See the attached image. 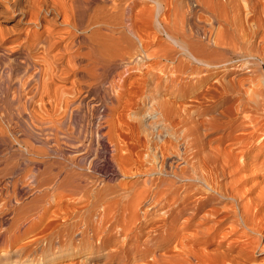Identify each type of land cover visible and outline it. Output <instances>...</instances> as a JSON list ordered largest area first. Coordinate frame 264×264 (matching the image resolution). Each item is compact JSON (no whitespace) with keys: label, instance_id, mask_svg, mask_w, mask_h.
<instances>
[{"label":"bare ground","instance_id":"bare-ground-1","mask_svg":"<svg viewBox=\"0 0 264 264\" xmlns=\"http://www.w3.org/2000/svg\"><path fill=\"white\" fill-rule=\"evenodd\" d=\"M151 1L154 3L151 12L157 25L155 27L165 33L166 39L173 43L164 53L161 52L163 53L161 56L165 60L180 59L181 62L172 68L164 65L152 66V70L158 72H148L144 78L129 81L130 87H128L127 78L132 76V73L143 71L145 67L143 64L136 66L131 63L136 56L146 50L143 48L149 43L147 45L144 42L143 47L140 34L135 33L139 32L137 31L139 28L135 27L134 30L131 22L129 23L128 7L124 5L126 2L122 3L123 0H0V92L14 89L13 95L18 97H15L13 102L18 99L19 105L18 103L15 105L19 112H22L23 106L26 105V103L21 104V96H27L28 102L35 101L38 109L32 111L31 122H34V127L37 126L38 129L48 133L51 141H54L53 145L55 142L57 144L63 142L69 144L74 151L88 147L91 141L87 143L83 134L84 127L76 124L70 126L73 119L81 115L84 106L91 107V110L97 109L89 101L94 98L93 95L98 94L113 100L112 104L106 105L101 121L99 124L96 123L98 126L96 125L95 132L99 134L101 140L105 137L102 131L105 127L103 123L110 127L111 134L105 142L111 145L108 165L113 166L112 173L99 177L84 174L85 172L66 171L65 175L58 173L47 177L46 169L40 170L35 166V173L33 170L32 174L15 175L14 179L9 181V185L14 188L13 196L21 198L30 192L31 188L40 191L43 186L49 187L51 196L44 200V203H42L43 197H36L27 204V206L32 204L39 206V216L47 211L48 206L58 204L52 202L55 199L59 202L67 197H78L71 205L68 202V205L75 208L91 206L90 209H86V216L82 219L86 229H92L99 234L98 236L110 235L114 227L121 229L118 231L123 235H121L124 241L123 244V241L121 242L122 248L110 251L123 253L121 257L123 260L130 259L132 253L141 252L139 260L132 259V264H198L200 258L204 256H213L215 264H251L249 257L251 253L261 245L264 249V242L262 243L264 186H260L256 193L249 196L246 192H253L259 187L260 182L256 180L248 182L243 180V177L249 175L255 178L254 175L257 176L255 172L264 170V81L255 78L253 74L260 62L264 64V0ZM183 1L188 2L186 7L178 6L176 3ZM193 1L200 7L198 10L192 7ZM170 3L174 4L173 7L168 5ZM147 10L149 13V9L140 10L141 13L144 11L142 16L146 15ZM165 13L173 16L174 20L186 18V21L191 17L193 19L200 17L204 13L208 21L207 28L203 29L205 43L202 41L200 43L197 38L202 34L201 27L195 31L196 39H192V31L187 34L176 22L171 23L172 25L165 24L166 19L162 16ZM134 15L135 19L137 14ZM146 18L141 21H146ZM8 22L13 24L8 26L6 25ZM188 23L187 25L190 24ZM144 26V28L148 27L145 24ZM145 33L147 34V31H144ZM152 36L150 35L151 38ZM133 38L137 40V44ZM11 43H18L19 47L14 48L15 45L10 47ZM244 73L245 77H237ZM230 75L234 76L228 79ZM69 79H72L71 82ZM67 80L71 83V87L64 89L60 83ZM248 84L250 85L247 86ZM129 92L137 98V101L133 102L129 98L123 102L120 109L122 96ZM167 94L172 97L171 101L159 98L160 95ZM88 97L92 98L87 100ZM185 97L192 100L177 103L178 99ZM205 102L208 104L204 105ZM147 104L150 105V110L143 112L142 116L147 118L148 115H156L157 118L149 123L152 126H156L157 122L163 124L162 127L158 125L157 135L162 138L166 130L170 132V136L182 140L185 155L178 153L175 142L162 138L163 141L156 144V147L152 145L155 147V152L160 153L159 163L153 164L150 160L138 162L140 170L158 175H150L148 179L128 185L119 180V177L128 176L124 174L132 171L137 159H134L132 148L124 140L123 134L117 131L116 126L119 121L130 126L124 117H127L132 110ZM193 106L197 108L194 109ZM194 111L198 115L208 113L210 117L194 122L192 120ZM236 115H243L248 119L238 122L240 119L237 120ZM85 116L83 115L82 118ZM15 117L17 116H14V120ZM11 119H13L12 115ZM23 120L25 118L22 121L20 119V122ZM26 124L22 125L29 128L30 125L26 127ZM36 128L34 130H37ZM28 130L33 129L31 130L30 127ZM34 130L33 133L37 135V131ZM215 131H222L223 134L218 136L217 144L206 148L207 143H204L206 139L202 140L201 134L208 135ZM132 132L135 136L134 127ZM3 136L4 132L1 128L0 138ZM101 141L104 143L103 140ZM225 141L227 145L224 146ZM25 151L28 154L33 153L26 148ZM173 154L178 155L177 160L180 161L177 162L178 164L185 165L173 166L172 160L171 162L169 160ZM75 158H69L72 165L84 169V166L74 163ZM43 161L36 160V163ZM4 171L5 169L0 166V185L5 176ZM227 174L231 178L224 180ZM108 180H118L115 185L116 190L109 191L110 188L96 190L99 186H104ZM246 186L248 188H245ZM119 189L123 192L117 194ZM114 194L118 197L115 198ZM119 206L121 211H114ZM142 207V216H139L138 209ZM16 210L20 211L21 208ZM221 212L235 216V219L231 216L233 220L229 222L228 230L219 227L226 217H222L223 220L218 219L212 225L209 224L210 226L207 225L208 220L215 219ZM185 215L187 217L182 220ZM136 227L138 233L132 234ZM239 230L242 234H237L236 239L225 245L226 236L234 235ZM95 235L94 237L97 236ZM117 237V235L109 237L107 240L105 238V246L106 243L117 246L116 244L119 243ZM140 241L144 246L143 249H140ZM215 241V248L210 255L206 252L205 245L214 244ZM156 242H159L160 246L152 248ZM128 243L129 248L125 249L124 246Z\"/></svg>","mask_w":264,"mask_h":264},{"label":"rangeland","instance_id":"rangeland-1","mask_svg":"<svg viewBox=\"0 0 264 264\" xmlns=\"http://www.w3.org/2000/svg\"><path fill=\"white\" fill-rule=\"evenodd\" d=\"M114 1H119V0H114ZM122 3H125L124 5L126 7H128L127 11L129 13H127V14H128L129 19H130L129 23L131 22L132 26L134 27V30H135V27L139 28L137 30L139 32H135V33H136V35L140 34L141 40L143 41V43H142L143 47L145 46L144 42H146L147 45L149 43L148 46L143 48L146 50L145 51L143 50L144 52H141L142 53V54L140 53L141 55L139 54L138 56H136L131 63L132 65H136V66H140L143 64V65H145V67H143V71H141L139 73L135 72V74L132 73V76L127 78L126 82H127L128 87H130L129 86L130 82H132L136 78H144L147 76L146 73H148V72H158L156 70H152V66L158 65L161 67L162 65H164V66H167L168 68H172L175 65H177L178 63H180L181 61H179L180 59H175V61H169V60H165L161 56L165 52V49H167V47L171 46V44H173V43L166 39L165 33L161 32L158 28H156L157 25H156V23H154L155 18H154L153 13L151 12V10L154 7V3L151 0H132V1L128 0V2H127V0H123ZM176 3L178 6H181V7H186L188 5V2H186V1H183L182 3H179V4H178V2H176ZM127 4H128V6H127ZM129 4H130V6H129ZM168 5L173 7L174 4L170 3ZM191 5H192V7H195V9H197V10L200 8L198 5H196L195 1H193V3H191ZM146 9H149L151 13L150 12L148 13V10H147V11H145L146 15L142 16L144 14V11H142V13H143L142 14L140 10H146ZM130 11H131V13H130ZM137 12H140L141 14H139ZM135 13L137 14L136 16L138 17V18L135 17L136 20L134 19ZM140 15H141V17H139ZM146 16H147V18H146ZM162 16L166 19V21H164L165 24L167 23L168 25H172L174 22H176L179 26H181V28H183L187 32V34H189V32L192 31V39H196L195 31L197 30L198 27H201L200 32L202 34L200 37H197V38H198L200 43H201V41H202V43H205V41H204L205 39L203 36V32H204L203 29L207 28L208 21H207L206 15L204 13H202V15L200 17L199 16L194 17V19L192 17L188 18L187 21H186V18L185 19L176 18L174 20L173 16H171L168 13H165ZM142 17L144 19L146 18L149 21V23L147 20L141 21L143 19ZM150 17H152L153 19L152 18L150 19ZM137 19L138 20L140 19V20L137 21ZM160 19L163 22V19L161 16H160ZM140 21H141V23H140ZM187 22H189L190 24L188 23L189 25H187ZM11 24H13V22L6 23V25H8V26ZM144 24L148 27L144 28L145 27ZM144 31H147V34L146 33L144 34ZM198 31H199V29H198ZM149 32H150V34H149ZM141 33H142V36H141ZM148 34H149V36H148ZM150 35H153L152 38L150 37ZM143 37H145V39ZM133 39L137 44V40L135 38H133ZM11 45H10V47H13L14 45H15L14 48L19 47L18 43H13V44L11 43ZM151 45H153V46H151ZM152 47H154V48H152ZM174 47H176V46H174ZM147 51H148V53H147ZM154 51L155 52L157 51V52L155 53ZM161 52H163V53H161ZM149 55H151V56H149ZM152 56H154V57H152ZM180 58H181V55H180ZM260 63L261 64L258 65L256 67V69H254L253 74H254L255 78H258V79L264 81V64L262 62H260ZM232 76H234V75H230L227 78L229 79ZM245 76H246V74L244 73V74H239L237 77L239 78V77H245ZM214 77L215 76H213V78ZM262 77H263V79H262ZM69 80H67L68 82L66 81V82L60 83L62 88H64V87L70 88L71 87L70 82L72 79L70 80V82H69ZM249 85L250 84H248L247 86H249ZM252 85H254V84H252ZM247 86H246V88H247ZM10 91H13V92H10ZM13 94H14V89L9 90L8 92L7 91L6 92H0V96H1L0 97V99H1L0 106L2 105L0 108L1 109L0 112L2 113V115L0 116V119H1L0 120V127L2 128V130L4 132V136H5V137L3 136L0 138V166L5 169V171H4L5 176H4V179L0 185V207H2V209H0V264H132L133 260H139L138 257H139V255H141L140 254L141 252L138 254L132 253L131 255H133V256H130L129 257L130 259L123 260V259H121L123 253L116 252V251H110L111 249L119 250L122 248V244L124 243V241L122 238L123 235L121 233H119V231H118V230H121L120 228H118V227L117 228L114 227L115 229L112 228L111 234H110L111 236L105 235L106 237L104 235L98 236L99 234L96 232H93L92 229H90V230L86 229L84 220H82V219L85 218V216H86V209H90L91 206L88 205L87 207L82 206V207H77V208H75L74 206H69V205H71L72 202H74V199L76 198L75 200H77L78 197H75V198L74 197H72V198L67 197L68 199L64 198V199L60 200L59 202L57 201V199H55L56 201L53 200L52 202L53 203L57 202L58 206L57 205L48 206L47 211L42 216H39L40 207L34 206L33 204L31 206H27V204L30 201H32V199H34L36 197H43L42 203H44L45 202L44 200L49 199L51 196L50 188L43 186V187H41L42 189L40 191L39 190L35 191L36 190L35 188H31L30 192L25 194L23 197L19 198L18 196L17 197L13 196L14 195V188H12L13 187L12 185H9V181L13 180L15 175L32 174L33 170H34L33 173H35L36 172L35 166L39 167L40 170L46 169L48 175H45V176H47V177L51 176V175H56L58 173H60L59 175H63V174L65 175L66 171L74 172V173H77V172L84 173L85 172L84 174L97 175L99 177L102 175H106V174L108 175V174L112 173L114 171L113 166L108 165L109 160H110L111 145L109 143H107V141L105 142V139L109 137V134H111V132H109L110 127H108L105 122L103 123V125L105 124L104 125L105 127L103 128L102 131L105 133V137L101 138V140H103L104 143L100 140L99 134H97L95 132H96V125L98 126L99 122L101 121L102 115L105 112L106 105L112 104L113 100L111 98H106V97H103L102 95H98V94L93 95L92 96V97H94L93 99H91L92 97H88L87 100L91 99L89 101H91L93 103V105H95L94 107H97V109L91 110V107L87 108V106H84L82 109L81 115L74 118L73 123L70 126L73 127L76 125H78V126L82 125L84 127V130H83L84 137L86 138L87 143L90 140L91 144H89L88 147L83 148L79 151H74L72 148H70L69 144H66L63 142H61L60 144H57L55 142L53 145L52 142H54V141H51L48 133H45L44 130L38 129L39 127H37V126H36L37 128L34 127L35 126L34 122L33 123L31 122L32 111H34L35 109H38V106H36L37 103H35V101H34V103H33V101L28 102L27 96H25V95L21 96L20 97L21 98L20 99L21 104L24 105L26 103V105L23 106V108L21 110L22 112H19L16 109L17 105H15L17 103L19 105L18 99H17V101L13 102L14 98L18 97V96H14ZM11 97H12V99H11ZM129 98H131V100L133 102L137 101L136 100L137 98L134 95L130 94V92L127 93L126 95L124 94L121 98L120 109H122L123 102L127 101ZM159 98L161 100H168V101L172 100V97H170L168 94L167 95H160ZM190 100H192V98L190 99L188 97H185V98L178 99L177 103L188 102ZM94 101H95V103H94ZM207 104H208V102H205L204 105H207ZM24 108H25V110H24ZM85 108H87V109H85ZM191 108H192V106H191ZM193 108L196 109L197 107L193 106ZM10 109L13 111H11ZM2 110H4V111H2ZM15 110H17V111H15ZM149 110H150V105H148V104L143 105L139 109L132 110V112H130V114H128L129 117L128 116L124 117V120H127L130 123V126L127 124L125 125V122H121V121L117 122V126H116L117 131L121 135L123 134L122 136H124V140L132 148V151L134 154V159H137L136 160L137 163L134 165L135 167L132 168V171L129 172L128 174L127 173L124 174V175H128V176L119 177V180H121L122 182H124L128 185L133 184L134 182H138V181H141L144 179H148L150 177V175H158V174H148L147 172L140 170L141 167L138 165V162L139 161L146 162L147 160H150V161H153V164H155V163L158 164L161 157H160L159 152H155L156 151L155 147H156V144L163 141L162 138L170 139L172 142H175L178 153H180L181 155H185V153H184L185 152L184 151L185 146H184L183 142L181 143L182 140L177 139V138L175 139V137L170 136L169 135L170 132L169 131L167 132L166 130H165L162 138L159 135H157V131L159 129V126L162 127L163 124L157 122L156 126H152L149 123V122H152L153 120H155L157 118L156 115H154V116L148 115L147 118L142 116L143 112L149 111ZM196 111H194V113H192V115H193L192 120H194V122L196 120H197L196 122L202 121V120L208 119L210 117V114H208V113H204V114L202 113V114H199L200 115L199 116ZM5 112H8V113L6 114ZM234 112H236V111H234ZM17 113H20V115ZM21 113H22V115H21ZM25 113H27L28 115H25ZM251 113H252V111L249 113V115ZM11 115H12L13 119H11ZM13 115L17 116V117H15L17 119V120L15 119L17 122L14 120ZM83 115L84 116L86 115V116L84 118H82ZM23 116H25L24 117L25 120H23V122H20V119H21V121H22V119H24ZM28 116H30V117H28ZM117 116L118 115H115V117H117ZM253 116H255V113L253 114ZM1 117L4 119H2ZM144 119H145V122L142 123V121ZM236 119L237 120L240 119V120H238V122H240V121H242V119L247 120L248 117L244 118L243 115H241V116L236 115ZM7 121H9V122H7ZM130 121H132V122H130ZM26 123H28V124H26ZM96 123H98V124H96ZM137 123H138V125H137ZM22 124L23 125L26 124V127H29V125H30L31 130L32 129L34 130L36 128L37 130H34V132L37 131L36 132L37 135L35 133H33V130L32 131L28 130L30 132V135H29V132L27 131V129H29L30 127L25 128V126H23ZM74 124H76V125H74ZM93 124H94V126H92ZM119 124H120V126H119ZM123 124H124V126H123ZM31 125H33V126H31ZM21 126H23V127H21ZM137 126H139L140 128ZM133 127H134V130L136 132L135 136H133V132H132ZM11 128H13V129H11ZM15 128H17V129H15ZM18 129H20V130H18ZM89 130H90V132H89ZM22 131H25V132H22ZM17 132H18V135H17ZM43 132L45 133V136H44ZM140 132L142 134H140ZM24 133H25V135H24ZM31 133L34 134L35 137ZM13 134H15L16 136L15 135L13 136ZM221 134H223L222 131H215V132H212L208 135L201 134L202 135L201 137L203 138L202 140L206 139V141L204 140V143L205 144L206 143L208 144V142L210 143L208 145L206 144L205 147L210 148V146H214L215 144H217L219 141V139H217V138ZM145 135L147 137H145ZM9 137L10 138L14 137L15 139L14 138L10 139ZM30 137H31V140H30ZM96 137H97V139H96ZM16 139L17 140L20 139L19 142ZM36 144H38L39 146H37ZM108 144H109V146H108ZM225 144L227 145V141L224 142V146H225ZM25 145H27V146H25ZM47 145H49V146H47ZM58 145H60L61 147H59ZM104 145H105V147H104ZM152 145H154L155 147ZM65 146H68L69 148L65 147ZM56 147H58V148H56ZM64 147H65V150H64ZM25 148L29 149L33 153H31V154L26 153ZM39 151H40V153H39ZM39 154H41L42 156H40ZM79 154H81V155H79ZM177 156L178 155H175V154L170 156L171 158L169 160H170V162L172 160L173 166L178 164L177 162H180L179 160H177ZM34 158H36V159H34ZM69 158H71V159L75 158L74 163H78L79 165H82L85 168L80 169L77 166L72 165ZM44 159H46V160H44ZM99 159H101V160H99ZM36 160H41V161L44 160V161L41 163H36ZM51 161H52V163H51ZM52 165H54L55 167ZM181 165L184 166L185 164H178V166L182 167ZM102 166H103V168H102ZM27 168H29V169H27ZM58 168L60 171L58 170ZM104 171H107V172H104ZM262 171H263V173H262ZM255 173H257V176L254 175L255 178L251 177V176L249 177V175H244V177H243V180H247L248 182L250 180H256V181L260 182L259 187L256 188L255 190H253V192L252 191L246 192V194L249 196L253 195V193H256L257 190L260 189V186L261 187L264 186V182H263L264 181V170H258ZM260 173H262V175ZM226 177L223 179L225 180V179L231 178L228 174L226 175ZM261 179H263V180H261ZM117 181L108 180V181H106L107 183L104 186H99V188H96V190L97 189L108 190V188H110L109 191L110 190H116L115 185H116ZM247 186L245 188H248ZM46 192H49V193H46ZM122 192L123 191L119 189L117 194L122 193ZM117 194H114L115 198L118 197ZM9 198H10V200H9ZM5 204L7 206H5ZM63 204H65L67 207ZM83 204H84V202H83ZM83 204H81V205H83ZM18 208H21V210L20 211L16 210ZM33 209H35V210H33ZM68 209H69V211H68ZM83 209H85V210L83 211ZM140 209H138V212H139L138 215L142 216L141 211H142L143 207ZM32 210H33V212H32ZM64 210H66V211H64ZM115 210L121 211V206L114 209V211ZM205 210L206 209H204V211ZM204 211L202 213H204ZM27 212H31V213L28 214ZM202 213H200V215H202ZM47 214H48V217H47ZM226 214H228V213L227 212H221L220 214H218V216L215 219L208 220L209 222L207 221L208 224L207 223L206 224L208 226H210L209 224L212 225V223L216 222L218 219L223 220V218L226 217V219L220 223L219 227H222V228L224 227V228H226V230H228L229 229V222L231 220L235 219V216L228 214L229 216L227 217ZM37 215L41 219H39V217H37ZM49 215H50V217H49ZM62 215H63V217H61ZM223 215H225V216H223ZM30 216H32V217H30ZM57 216H59V217H57ZM231 216H234V218ZM55 217H57V218L55 219ZM186 217H187V215H185L184 218L182 217V220H184ZM231 218H233V219H231ZM66 219H68V220H66ZM36 220H37V222H35ZM25 221H26V223H25ZM262 229L264 230V225H263ZM113 230H115L116 232ZM11 231H12V233H11ZM136 233H138L137 227L134 228L132 234H136ZM239 233L242 234L241 230H239V232L237 231V233H235L234 235L228 234L225 238V245H227V243L232 241L233 239H236L238 237V235H240ZM63 234L65 235V237ZM94 234H96L97 236L95 235L96 237H94ZM116 235L118 236L116 239H118L122 235L121 236L122 239L121 238L118 239L119 243L116 244L117 246H115L112 243H111L112 245L110 243H106L107 246H105V244H104L105 238L107 240L109 237H115ZM97 237H99L98 241H97ZM141 241H140L139 246H140V249H143L144 246H143V244H141ZM91 242H94V243H91ZM121 242H122V244H121ZM263 242L264 241H262V243ZM129 245L130 244L128 243L126 245L127 247L124 246L125 249L126 248L128 249ZM215 245H216V241L214 242V244H206L205 245L206 252H208L211 255L212 250L215 248ZM225 245H224V247H225ZM159 246H160V243L156 242V243H154V245H152V248H157ZM261 247H262V245H261ZM261 247L257 248L249 256L251 264L252 263L253 264H261L264 262V249H262ZM104 249H106V250H104ZM212 257H210V256L201 257L200 263L198 262V264H201V263L202 264H215L213 262L214 258H212Z\"/></svg>","mask_w":264,"mask_h":264}]
</instances>
